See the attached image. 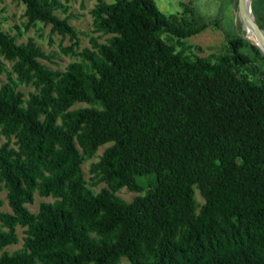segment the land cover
<instances>
[{
	"label": "trees",
	"instance_id": "1",
	"mask_svg": "<svg viewBox=\"0 0 264 264\" xmlns=\"http://www.w3.org/2000/svg\"><path fill=\"white\" fill-rule=\"evenodd\" d=\"M18 1L25 30L40 21L78 44L59 0ZM186 1L166 16L154 0H98L94 26L110 37L91 39L62 72L41 63L35 42L0 29V56L38 89L24 99L0 87L10 208L0 212V249L25 228L0 264H264V82L250 79L264 78V56L254 46L253 58L242 54L228 33L229 52L217 57L172 49L162 33L179 41L218 27ZM105 145L89 172L106 187L93 193L81 166ZM122 188L139 195L126 202ZM35 193L54 201L33 214Z\"/></svg>",
	"mask_w": 264,
	"mask_h": 264
},
{
	"label": "rangeland",
	"instance_id": "2",
	"mask_svg": "<svg viewBox=\"0 0 264 264\" xmlns=\"http://www.w3.org/2000/svg\"><path fill=\"white\" fill-rule=\"evenodd\" d=\"M61 8L56 11V15L60 18H67L69 24L74 28L78 36V44L73 46L68 36L59 35L51 30L49 25L43 22L34 23L28 30H25L24 25L26 19L24 17V5L18 0H0V29L8 33L15 39L16 43H25L28 40L35 42L43 53L46 59H41V63L49 70L64 71L66 66L72 62H80L79 53L86 48L91 49L90 40L95 39L99 43H105L110 37L97 32L94 26L92 9L97 4L98 0H59ZM159 11L166 15H180L183 13L182 3H188L186 0H154ZM197 14L206 20L216 21L218 27L210 25L200 33L189 38L179 40L170 37L167 33H162L161 38L166 41L172 49L183 51L188 56L202 57H217L229 52L227 43V33L230 36H237L242 39L244 45L240 52L253 58L254 51L251 46H255L254 41L247 35V22L242 21L238 14L237 0H192L190 3ZM250 10L252 16L261 30L264 32V0H250ZM264 54V49H260ZM259 51V50H258ZM259 51V53L261 54ZM262 55V54H261ZM2 67L0 69V87L4 84H9L15 90L23 94L24 99L28 98L31 93H38V89L32 83H20L12 70V63L6 61L0 56ZM245 73H248L249 67L242 68ZM250 79L256 83L264 82V78L258 76H250ZM96 105H88L78 103L72 107L73 110L90 107ZM6 140L1 137V144ZM12 139L10 146H13ZM109 145L101 146L97 150L92 159H86L82 163V171L84 180L88 189L93 193H98L106 187L104 182H99L93 174L89 172L90 165L96 163L102 155L104 149ZM144 185L146 180L138 178ZM143 193H140L142 195ZM116 195L126 202L132 201L139 193L129 191L126 188L120 189ZM195 198L199 204L203 203L199 193L195 191ZM0 212H10L7 201V190L3 183L0 182ZM54 200L51 197H40L38 193L34 195L32 204H28L29 211L33 214L38 213L41 203H52ZM25 228L17 226L15 233L17 242L10 246L0 249V255L3 252L11 253L20 249L25 236ZM120 264H130L126 259H123Z\"/></svg>",
	"mask_w": 264,
	"mask_h": 264
},
{
	"label": "water",
	"instance_id": "3",
	"mask_svg": "<svg viewBox=\"0 0 264 264\" xmlns=\"http://www.w3.org/2000/svg\"><path fill=\"white\" fill-rule=\"evenodd\" d=\"M237 7H238V14L240 19L244 22L246 21L248 26L251 28V31L255 37V40L259 43H261L264 46V32L259 28L257 23L255 22L253 16L249 17L247 10L249 8L248 1L244 0H237ZM248 35V33H247ZM255 46L258 48V50L261 52L258 45L255 44ZM261 54L264 56V54L261 52Z\"/></svg>",
	"mask_w": 264,
	"mask_h": 264
},
{
	"label": "bare ground",
	"instance_id": "4",
	"mask_svg": "<svg viewBox=\"0 0 264 264\" xmlns=\"http://www.w3.org/2000/svg\"><path fill=\"white\" fill-rule=\"evenodd\" d=\"M244 1H245V2L248 1V3H249V8H248V10H247V13H248L249 17H252V13H251V10H250V0H244ZM247 25H248V24H247ZM247 33H248V36L252 38V40L254 41V43H255L256 45H258V47H259L260 49H264V46H263L261 43H259V42H257V41L255 40V37H254V35H253L252 31H251V28H250L249 26L247 27Z\"/></svg>",
	"mask_w": 264,
	"mask_h": 264
}]
</instances>
